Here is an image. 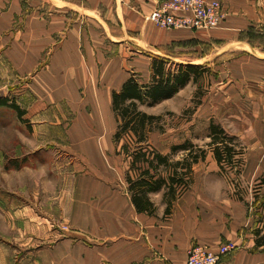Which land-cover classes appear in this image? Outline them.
Here are the masks:
<instances>
[{"label":"crops","instance_id":"crops-1","mask_svg":"<svg viewBox=\"0 0 264 264\" xmlns=\"http://www.w3.org/2000/svg\"><path fill=\"white\" fill-rule=\"evenodd\" d=\"M219 1L220 25L192 31L153 23L158 0H0V130L19 131L13 145L22 149L5 155L10 169L0 173V264H186L193 244L217 250L226 241L239 248L222 264H264V184L231 186L211 149L169 213L166 188L148 194L153 214L136 209L128 173H110L98 152L95 173H60L46 149L61 129H90L94 149L110 143L113 92L132 76L149 83L154 58L168 57L160 46L199 36L216 41L214 108L199 109L207 137L215 121L239 138L238 178L263 179L264 0ZM207 157L219 173H197ZM16 159L28 163L21 173L9 165Z\"/></svg>","mask_w":264,"mask_h":264},{"label":"rangeland","instance_id":"rangeland-1","mask_svg":"<svg viewBox=\"0 0 264 264\" xmlns=\"http://www.w3.org/2000/svg\"><path fill=\"white\" fill-rule=\"evenodd\" d=\"M183 30V29H182ZM162 54L168 56V66L176 68L178 64H186V62L194 63L195 65H202L203 69L197 76L200 79L197 82H191V84L183 90L178 96L171 100L162 102L154 106L140 105V109L159 116V120L154 123L153 132L150 133V140L158 150L163 153H172L171 147L175 144L183 143L186 139H191L200 147H203L208 152L210 147L208 145V116L201 114L200 107L203 102H208L205 108L210 110L214 108L213 102L216 97V41L204 40L203 37H193L187 40L176 41L172 44L163 45L159 47ZM164 57V56H163ZM149 76L147 77L148 80ZM143 82H147L145 78H142ZM215 80V81H214ZM210 107V108H208ZM203 108V110H205ZM207 109L205 111H207ZM216 114V113H215ZM76 114H64L62 117H67V122H77ZM86 115H83L82 118ZM216 119V118H215ZM112 123L118 127V119L113 113ZM87 122V121H86ZM110 130L107 129L103 134L96 137L104 140L106 133ZM115 131L109 135V142L104 145V142L97 146L96 149L90 143L94 132L89 130L80 129H61L55 131L56 138L53 143H46V149H53L52 154L48 158L50 161H55V165L60 163V173H95L96 170L92 169L91 159L98 154H101V165H106L107 170L110 173H127L129 170V157L123 152L124 144H131V138L126 135L118 143L114 138ZM19 131H6L0 130V173H5L4 169H10L5 165V155L10 153L20 152L21 147L15 146L16 134ZM34 129L29 127L28 135L32 137ZM103 136V137H101ZM49 136H46L48 138ZM19 138V136H18ZM30 139V138H29ZM31 141V139H30ZM239 147H243L237 138ZM47 142V141H46ZM13 146H12V145ZM24 149L25 153H31L32 148L27 145ZM8 151V152H7ZM184 151L171 154L173 159H180L184 156ZM27 158V157H26ZM8 159V156H7ZM28 160V159H27ZM22 164H28L26 160L21 163L20 159L10 161L9 165L14 168H18V173H21ZM53 164V163H52ZM51 164V165H52ZM8 165V166H9ZM6 166V167H5ZM197 173H219L211 166V161L207 159L195 166ZM51 169V168H50ZM229 169V168H227ZM17 173V172H11ZM24 173H27L26 171ZM228 177V182L231 186L236 187L238 190L242 189H257L264 184V178L255 180L248 183L246 180H240L236 169L228 171H222Z\"/></svg>","mask_w":264,"mask_h":264},{"label":"trees","instance_id":"trees-1","mask_svg":"<svg viewBox=\"0 0 264 264\" xmlns=\"http://www.w3.org/2000/svg\"><path fill=\"white\" fill-rule=\"evenodd\" d=\"M241 38L245 39L244 33ZM168 62L167 57L156 56L151 64L149 83H141L137 77L132 76L119 91L113 92V110L119 122L114 138L119 143L123 136L128 135L132 141L122 147L130 160L127 171L129 191L136 209L149 214H153L156 207L148 194L166 188L165 199L169 213L172 201L190 184L194 165L207 156L206 149L189 140L173 145L172 153L166 154L151 143L150 133L160 117L140 109V105L154 106L173 97L188 84L192 76L204 70L202 65L194 64H178L176 68H171ZM2 103L7 102L2 100ZM12 106L20 111L17 105L12 103ZM209 137L211 141L208 145L220 169L224 172L229 169L241 172L244 148L239 147L237 137L229 134L215 121L210 123ZM179 151H184V156L173 159L171 154Z\"/></svg>","mask_w":264,"mask_h":264},{"label":"built area","instance_id":"built-area-1","mask_svg":"<svg viewBox=\"0 0 264 264\" xmlns=\"http://www.w3.org/2000/svg\"><path fill=\"white\" fill-rule=\"evenodd\" d=\"M225 17L219 0H158L149 15V19L159 27L192 31L214 29ZM238 248L239 245L233 241L220 244L217 250L196 243L188 251L186 264H222Z\"/></svg>","mask_w":264,"mask_h":264},{"label":"bare ground","instance_id":"bare-ground-1","mask_svg":"<svg viewBox=\"0 0 264 264\" xmlns=\"http://www.w3.org/2000/svg\"><path fill=\"white\" fill-rule=\"evenodd\" d=\"M151 14V13H150ZM220 25V24H219ZM177 30H179V29H177Z\"/></svg>","mask_w":264,"mask_h":264}]
</instances>
